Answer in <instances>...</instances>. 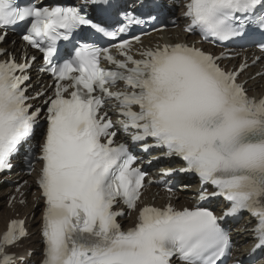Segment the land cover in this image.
<instances>
[{
    "label": "snow or ice",
    "instance_id": "6c2138e0",
    "mask_svg": "<svg viewBox=\"0 0 264 264\" xmlns=\"http://www.w3.org/2000/svg\"><path fill=\"white\" fill-rule=\"evenodd\" d=\"M178 6L184 9L186 33L199 32L213 42L259 35L264 51V0H180ZM25 20L30 27L23 39L43 53L47 64L41 71L56 79L53 96L44 101L47 128L37 158L46 205L42 264H218L230 253L229 231L206 207L146 204L133 227H121L117 218L124 212L116 205L137 208L147 173L135 166L138 157L129 144L117 142V123L143 151L166 149L165 155L185 162L179 171L214 186L216 191H202L200 198L224 197L231 205L225 216L250 213L256 223L248 231L258 241L252 252L264 248V96L250 95L247 81L240 80L249 66L246 59L229 69L221 64L227 52L217 55L188 40L142 47L137 57L133 47L142 45L141 36H122L130 26L145 23L133 13L125 12L113 27L94 22L83 6L0 0V28ZM82 26L119 42L110 48L82 43L71 58L54 64L58 42L70 40ZM4 39L0 35V42ZM0 56L8 57L0 59L3 171L34 135L42 109L28 103L31 63L17 62L4 49ZM256 75L264 78V71ZM108 107L116 110L118 121ZM27 235L23 219H10L0 234V264H29L27 250L14 251Z\"/></svg>",
    "mask_w": 264,
    "mask_h": 264
},
{
    "label": "bare ground",
    "instance_id": "6f19581e",
    "mask_svg": "<svg viewBox=\"0 0 264 264\" xmlns=\"http://www.w3.org/2000/svg\"><path fill=\"white\" fill-rule=\"evenodd\" d=\"M184 36V35H183ZM170 41L172 39H169ZM16 45V44H15ZM8 48L12 49L15 48L16 46H12V45H7ZM35 78V75L32 74ZM246 77V74L243 76V78ZM37 80H40L41 82H43V77L42 78H36L33 80V82L36 84ZM248 85L251 86L252 88V93L255 95H258L259 93H264V78H263V83L258 84V79H254V80H250L248 82ZM33 176V175H32ZM10 177V183L9 186L0 191V205L3 204L2 199L5 198V195L7 193H14L16 192V186L19 185L20 182H22V180H27V182L25 184H23L22 188L16 192L17 194L25 191L24 196L28 195V190H29V186H30V182H31V176L24 174L23 172H17V173H12ZM17 178H21L20 181H16ZM26 178V179H25ZM195 187L192 186L191 190H194ZM41 201H38L37 204H40ZM35 205V201H33L31 204H27L24 208H22V213L27 215V222L29 223V229L30 231H32V235L30 237V239L25 243V246L27 248H36V242L40 239V235H39V230L38 227H35V224L37 222H39L40 217H34L33 219H30L29 215L30 213H33L34 215L37 214L38 208L34 207ZM0 230L4 229L6 227V223L8 221V217H14V215L12 214V212L10 210H7L4 207V211L0 212ZM9 215V216H8ZM35 227V228H34ZM250 237V233H245V234H241V233H235V239L240 242V243H245ZM24 249H18V252L23 253ZM38 251H36L31 259L37 258ZM31 259L28 258V261H30Z\"/></svg>",
    "mask_w": 264,
    "mask_h": 264
}]
</instances>
